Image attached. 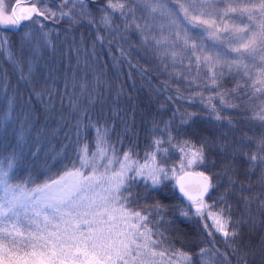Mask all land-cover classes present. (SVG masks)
<instances>
[{"label":"snow or ice","instance_id":"1","mask_svg":"<svg viewBox=\"0 0 264 264\" xmlns=\"http://www.w3.org/2000/svg\"><path fill=\"white\" fill-rule=\"evenodd\" d=\"M93 2L62 0L56 11H53L47 0H25L23 7L21 0H12L11 6L8 0H0V28L21 31L25 27L22 21L25 20L38 24L41 19L47 21L51 18L57 22L63 19L74 20L70 12L75 11L76 5L84 9L86 4ZM169 4L171 0H129L125 7L123 3L113 4L112 0H108L101 11L113 15L118 11L122 18L131 20V25L125 24V31L129 27L134 28L142 33V44L152 45L157 50L163 48L173 68L179 65L188 75H193L195 69L194 80L191 82L200 79L199 74L202 72L204 87L209 91L219 93L224 85L218 81L223 80L225 72L232 74L235 71L244 80V84L237 83L231 94L235 95L237 91L243 93L249 102L227 106L250 108L255 117L254 122L264 128V0H185L187 6L179 4L178 7L172 5V8H169ZM68 5L73 7L70 12H65L64 8ZM133 5L140 7L153 20L167 19L169 24L161 26L160 31L161 34L168 31L171 38L149 39V25L135 23L138 17ZM17 7L20 8L19 14ZM181 11L184 13L180 17L185 25L183 28L177 26L174 18ZM76 14L90 15L84 11ZM204 16L213 19L202 20ZM33 17L36 19L33 20ZM245 18L247 22L241 26L239 21ZM226 21H231V26ZM112 23L111 15L106 14L100 18V24L113 37L118 36L124 40L123 32L113 29ZM206 24L216 26L203 27ZM189 30H198L199 35L207 34L211 37V48L208 49L203 43L197 44L195 41L198 36H190ZM96 31V40L91 49L85 50L83 42L77 49L78 53L84 55L85 75L79 81L75 75L72 78L73 89L78 84L80 95L87 99L89 105L103 103V95L98 89L100 76L94 74L92 81L85 78L89 69L103 63L96 60L95 44L103 48L105 40L99 35L100 29ZM21 40L20 55L10 51L8 60L20 72V78L25 84L34 85L30 91L39 101L44 96H50L51 89L46 85L49 80L55 79V69L51 65L48 66L49 75L43 81L36 75L35 69L43 59L41 49H55L49 33L43 31L42 24L38 38L27 34ZM125 43L130 41L125 40ZM6 44L7 39L0 37V48ZM107 44L109 48L117 47L122 58L117 61L108 51L114 64H131L127 50L111 39ZM225 49L235 53V57L229 58V51ZM163 70L167 71V67ZM140 71L147 74L144 69ZM0 73H3L2 68ZM72 99L75 101L77 97ZM224 99V95H219L222 106ZM257 100L260 103H255ZM209 104L215 119L219 121L221 117L215 105L211 104V100ZM71 106L84 111L78 103ZM21 116L23 113H16L15 97L5 93L0 100V146L8 128L13 124L20 126L19 132L13 129L16 143L15 146H8L11 152H8V148L0 152V264H159L161 260H166L167 264H191V257L176 249L172 241L164 237L155 218L149 219L151 213L147 208L140 209V197L134 190L140 182L146 185L150 182L153 188H158L173 177L176 178L175 186L179 193L188 201L189 210L203 222L202 227L209 238L207 244L211 247L199 250L201 264H212L217 255L226 258V254L216 248L213 233L219 234L225 243L235 242L240 227V222L232 218L231 205L227 203L226 196L216 198L213 189L217 185L212 176L206 175L204 171L196 173L200 180L194 187L185 184L184 175H177V168L187 175L186 168L193 164L204 165L208 159V139L200 136V146L193 150L194 145L190 139L177 140L171 134V125L165 124L163 135L166 139H154L151 145L153 150L146 153L144 163H140L136 159L139 154L134 144L127 151L118 153L115 146L105 139L107 130L104 135H100L97 130L95 151L91 155L84 144L76 153V160L70 161V166L64 165L44 182L36 183L30 177L22 179L18 173L14 174V170L23 166L27 156L31 155V150L26 153L28 145L23 135L28 127V119L25 117L21 123ZM192 119L190 114H186V119L181 117L185 124ZM187 126L191 127L190 124ZM81 127L82 121L77 120V143ZM259 143L264 145V135L259 138ZM169 147L184 157L176 167H166L164 160L157 161V155H166ZM260 151H264V147ZM251 159L255 161L256 157ZM260 162L264 163V159ZM160 208V205L154 206L157 215ZM180 215L187 218L188 212H181ZM165 243L168 247L164 246ZM232 251L236 253V249ZM240 264H243L242 260Z\"/></svg>","mask_w":264,"mask_h":264},{"label":"trees","instance_id":"2","mask_svg":"<svg viewBox=\"0 0 264 264\" xmlns=\"http://www.w3.org/2000/svg\"><path fill=\"white\" fill-rule=\"evenodd\" d=\"M61 2L62 0H48V6L56 11ZM107 3L108 0H94L93 3L86 4L84 9L76 5L75 11L71 12L73 6L68 5L64 11L70 12L74 20L63 19L57 22L51 18L47 21L41 19L40 24L33 21L23 24L25 27L21 31L0 30L8 41V44L0 48V68L3 69V73H0V100L5 93L14 96L16 113H23L20 122L23 123L25 117L28 119V127L23 135L28 145L26 153L31 150V155L27 156L23 166L14 170V174L18 173L22 179L30 177L36 183L44 182L64 165L70 166V161L76 160V153L84 144L91 153L95 149L97 130L100 135H104L107 130L105 139L115 146L118 153L127 151L134 144L135 151L139 154L136 159L144 162L146 153L153 150L152 141L166 139L163 130L165 124H170L172 136L177 140L190 139L194 145L193 150L200 146V136L209 140L206 149L208 159L204 165L193 164L185 171H204L211 175L217 185L213 189L216 198L225 195L227 203L231 205L232 218L240 222L239 236L235 242L225 243L219 234L213 233L216 248L226 254V258L217 255L212 264H240L241 260L243 264H264V163L260 162L264 159V151H260L264 145L259 143V138L264 135V128L254 122L255 117L250 108L227 106L249 102V98L243 93L237 91L235 95L231 94L235 85L244 84V80L235 71L232 74L225 72L223 80L218 81L224 85L219 93L204 87L202 72L199 74L200 79L191 82L194 80L195 69L193 75H188L179 65L173 68L171 61L164 55L163 48L157 50L152 45L142 44V33L134 28L129 27L125 31V24L131 25V20L122 18L118 11L114 15L102 12L101 9ZM112 3H123L127 7L129 0H112ZM179 4H185V0H171L169 8L172 5L178 7ZM133 7L138 17L135 23L149 25V39L171 38L168 31L165 30L162 34L160 31L161 26L169 24L167 19L153 20L137 5ZM80 11L90 15L79 16L76 13ZM106 14L111 15L112 28L123 32L124 40H120L118 36L113 37L100 24V18ZM183 15L181 11L174 17L179 28L185 27L180 19ZM201 19L211 20L213 17L204 16ZM226 22L231 26V21ZM246 22V18L239 21L241 26ZM41 24L43 31L49 33L55 51L51 48L41 49L43 59L35 72L43 81L49 75L48 66L51 65L55 69V79L49 80L46 85L51 89L50 96H44L38 101L30 91L34 85L25 84L20 78V72L9 62L8 56L10 51L20 55L23 43L21 37L31 34L38 38ZM215 26L203 25L205 28ZM96 29H100L99 35L105 40L103 48L100 44H95L96 60L103 63L89 69L85 78L92 81L94 74L100 76L98 89L103 95V103L89 105L87 99L80 95L79 85L73 89L72 78L75 75L79 81L85 75L84 55L78 53L77 49L81 47V42L85 50L91 49L96 40ZM188 34L198 36L195 41L197 44L203 43L208 49L211 48L213 41L207 34L199 35L198 30H189ZM110 39L127 50L131 64L113 63L108 51L117 61L122 58L117 47L109 48L107 41ZM125 40L130 43H125ZM217 49L219 50V44ZM230 54L233 57L236 55ZM91 63L89 59V64ZM164 67H167V71L163 70ZM140 69H144L147 74H142ZM244 86L247 87L246 84ZM219 95L225 97L223 106ZM74 96L77 97L75 101L72 99ZM209 100L221 117L219 121L211 112ZM73 103H78L84 111L74 109L71 106ZM186 114L193 116L187 124L181 120V117L186 119ZM77 120L82 121L79 143L76 135ZM189 124L191 127L187 126ZM19 126L13 124L8 128L6 138L2 139L0 152L4 148L11 152L12 149L8 146H15L16 143L13 129L19 132ZM253 156L256 157L255 161L251 159ZM183 158L172 147L168 148L166 155H157V161L164 160L166 167L178 166ZM179 173L181 172L177 168V175ZM174 179L175 177L158 188H153L150 182L147 185L143 182L136 184L134 190L140 197L139 207L147 208L151 213L149 219L155 218L164 237L171 240L176 249L189 255L191 264H201L199 250L211 247L207 244L209 238L205 235L203 222L189 210L188 201L175 192ZM156 205L161 206L158 215L153 210ZM184 211L188 212L187 218L180 215ZM164 246L168 247L167 243ZM233 249H236L235 254Z\"/></svg>","mask_w":264,"mask_h":264},{"label":"water","instance_id":"3","mask_svg":"<svg viewBox=\"0 0 264 264\" xmlns=\"http://www.w3.org/2000/svg\"><path fill=\"white\" fill-rule=\"evenodd\" d=\"M185 172L187 173V175H185L184 173H180L179 175H184V182L186 185L190 187H194L196 183L200 180V178L196 175L198 171L186 170ZM174 190L180 197H182L183 199H186V197H183L182 194L179 193L178 188L175 186V180H174Z\"/></svg>","mask_w":264,"mask_h":264},{"label":"rangeland","instance_id":"4","mask_svg":"<svg viewBox=\"0 0 264 264\" xmlns=\"http://www.w3.org/2000/svg\"><path fill=\"white\" fill-rule=\"evenodd\" d=\"M47 2H48V0H47ZM8 3H9V5L11 6L12 5V0H8ZM24 4H25V0H21V7H23L24 6ZM37 6L38 7H40V5L39 4H37ZM43 10V9H42ZM16 11H17V14H19L20 13V8L19 7H17V9H16ZM35 17H33V20H35L34 19ZM29 22H31V20H25V21H22V24H26V23H29ZM8 30L7 28H0V30ZM0 37H3V34L0 32ZM233 56H232V54H230V51H229V58H232ZM95 151V149L92 151V152H94ZM91 152V153H92ZM91 153H89L90 155H91ZM140 163H144V162H140ZM180 174V173H179ZM178 174V175H179ZM175 180V179H174ZM165 255H167V253L165 254ZM159 264H167V261L166 260H161L160 262H159Z\"/></svg>","mask_w":264,"mask_h":264}]
</instances>
